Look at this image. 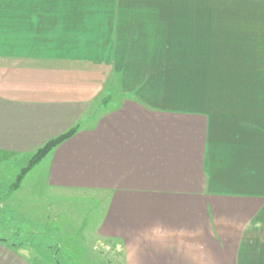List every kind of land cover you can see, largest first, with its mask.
<instances>
[{
  "label": "crops",
  "instance_id": "obj_1",
  "mask_svg": "<svg viewBox=\"0 0 264 264\" xmlns=\"http://www.w3.org/2000/svg\"><path fill=\"white\" fill-rule=\"evenodd\" d=\"M76 126L11 199H99L122 264H264V0H0V192Z\"/></svg>",
  "mask_w": 264,
  "mask_h": 264
},
{
  "label": "rangeland",
  "instance_id": "obj_2",
  "mask_svg": "<svg viewBox=\"0 0 264 264\" xmlns=\"http://www.w3.org/2000/svg\"><path fill=\"white\" fill-rule=\"evenodd\" d=\"M114 89L110 88L105 104L116 103ZM28 161L24 160V167ZM8 179L7 174L5 181ZM11 186L6 194L2 192L4 186L0 192V238L14 250H21L32 264H122L120 246L101 239L97 233L99 199L68 201L63 195L39 187L26 194L21 204L10 198ZM96 193L81 191L80 195L90 197Z\"/></svg>",
  "mask_w": 264,
  "mask_h": 264
},
{
  "label": "trees",
  "instance_id": "obj_3",
  "mask_svg": "<svg viewBox=\"0 0 264 264\" xmlns=\"http://www.w3.org/2000/svg\"><path fill=\"white\" fill-rule=\"evenodd\" d=\"M107 97L104 99V102H106ZM78 130V127H73L69 129L68 131L50 139L47 141L44 145L39 147L33 155L30 157L28 164L22 168L18 176L16 177L15 182L12 184V190H15L20 187L23 179L25 176L29 173V171L37 165L44 157L50 153L57 145H59L61 142H63L65 139L71 137L74 135Z\"/></svg>",
  "mask_w": 264,
  "mask_h": 264
}]
</instances>
